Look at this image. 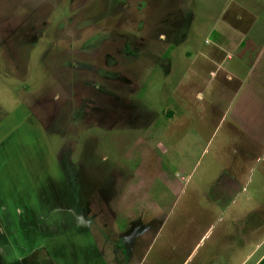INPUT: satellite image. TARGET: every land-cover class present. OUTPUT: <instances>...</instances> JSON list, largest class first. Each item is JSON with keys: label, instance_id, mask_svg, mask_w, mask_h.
Wrapping results in <instances>:
<instances>
[{"label": "rangeland", "instance_id": "374dc122", "mask_svg": "<svg viewBox=\"0 0 264 264\" xmlns=\"http://www.w3.org/2000/svg\"><path fill=\"white\" fill-rule=\"evenodd\" d=\"M238 4L0 0V264L258 263L264 126L194 69Z\"/></svg>", "mask_w": 264, "mask_h": 264}, {"label": "crops", "instance_id": "0c3cea01", "mask_svg": "<svg viewBox=\"0 0 264 264\" xmlns=\"http://www.w3.org/2000/svg\"><path fill=\"white\" fill-rule=\"evenodd\" d=\"M237 8H240L241 13L224 9L216 25L207 29L204 37L206 47L195 55L198 56L200 65L193 66L198 74L203 71L202 63L213 67L209 73V84L216 85L218 93L228 99L229 114L234 113L232 122H242V127L247 124L250 129L252 126H264V24L258 25L264 14L245 10L240 4ZM196 76L203 81L201 75ZM132 221L133 218L127 219L129 224ZM135 222L134 219L133 225H136ZM121 230L127 236L128 231ZM42 252L46 253L45 250ZM34 254L36 253H31L24 264H34V260L30 258ZM89 256H86L87 260ZM97 256L96 264L99 261V255ZM260 258L257 264H264V254ZM47 260L55 258L49 256Z\"/></svg>", "mask_w": 264, "mask_h": 264}, {"label": "trees", "instance_id": "16d2710c", "mask_svg": "<svg viewBox=\"0 0 264 264\" xmlns=\"http://www.w3.org/2000/svg\"><path fill=\"white\" fill-rule=\"evenodd\" d=\"M167 114L169 115V114H171V112H170V111H168V113H167Z\"/></svg>", "mask_w": 264, "mask_h": 264}]
</instances>
